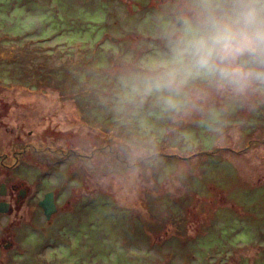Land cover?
<instances>
[{"label": "rangeland", "instance_id": "obj_1", "mask_svg": "<svg viewBox=\"0 0 264 264\" xmlns=\"http://www.w3.org/2000/svg\"><path fill=\"white\" fill-rule=\"evenodd\" d=\"M165 1L0 0V100L15 91L19 119L28 96L59 106L63 150L61 211L0 226V264H264V105L145 134L108 102L121 61L159 43Z\"/></svg>", "mask_w": 264, "mask_h": 264}, {"label": "clouds", "instance_id": "obj_2", "mask_svg": "<svg viewBox=\"0 0 264 264\" xmlns=\"http://www.w3.org/2000/svg\"><path fill=\"white\" fill-rule=\"evenodd\" d=\"M155 24L159 43L125 57L109 81L118 117L145 134L193 115L212 130L236 107L264 105V0H170Z\"/></svg>", "mask_w": 264, "mask_h": 264}, {"label": "flooded vegetation", "instance_id": "obj_3", "mask_svg": "<svg viewBox=\"0 0 264 264\" xmlns=\"http://www.w3.org/2000/svg\"><path fill=\"white\" fill-rule=\"evenodd\" d=\"M167 4L164 11L160 9ZM169 6L170 0L157 4L160 12L168 11ZM14 94L12 91L0 100V226H51L61 211L63 150L59 106L53 109L58 116H49L41 106L35 108L37 96H28L27 115L19 119L16 113L20 109ZM31 125L32 129L27 131ZM93 157L94 153L86 159L92 161ZM54 173H60L57 181L52 180ZM49 198L53 210L46 217L41 204Z\"/></svg>", "mask_w": 264, "mask_h": 264}, {"label": "water", "instance_id": "obj_4", "mask_svg": "<svg viewBox=\"0 0 264 264\" xmlns=\"http://www.w3.org/2000/svg\"><path fill=\"white\" fill-rule=\"evenodd\" d=\"M167 6H168V4L164 5V6H161L160 9H162L164 11L167 8ZM41 206L44 209L45 216L49 217L50 216V212L53 210V206L51 204V199L49 198L48 201L43 203V204H41Z\"/></svg>", "mask_w": 264, "mask_h": 264}]
</instances>
